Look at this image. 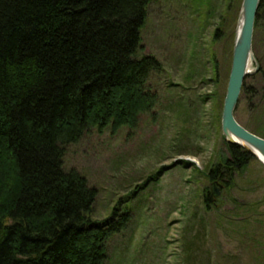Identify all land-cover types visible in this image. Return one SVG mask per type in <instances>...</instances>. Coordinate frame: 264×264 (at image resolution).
Masks as SVG:
<instances>
[{
  "label": "rangeland",
  "instance_id": "obj_1",
  "mask_svg": "<svg viewBox=\"0 0 264 264\" xmlns=\"http://www.w3.org/2000/svg\"><path fill=\"white\" fill-rule=\"evenodd\" d=\"M241 1L152 0L138 56L161 64L146 83L155 106L133 127L92 128L65 148L64 169L97 191L94 222L130 212L104 264H264V166L250 162L204 203L208 170L229 158L218 125ZM252 46L258 71L244 80L234 116L264 136L261 23Z\"/></svg>",
  "mask_w": 264,
  "mask_h": 264
},
{
  "label": "trees",
  "instance_id": "obj_2",
  "mask_svg": "<svg viewBox=\"0 0 264 264\" xmlns=\"http://www.w3.org/2000/svg\"><path fill=\"white\" fill-rule=\"evenodd\" d=\"M151 2L0 0V264H104L107 242L130 222L117 209L94 222L97 191L63 159L89 129L133 127L155 106L146 83L161 64L138 56ZM226 148L225 167L206 174L210 186L232 187L256 161Z\"/></svg>",
  "mask_w": 264,
  "mask_h": 264
},
{
  "label": "water",
  "instance_id": "obj_3",
  "mask_svg": "<svg viewBox=\"0 0 264 264\" xmlns=\"http://www.w3.org/2000/svg\"><path fill=\"white\" fill-rule=\"evenodd\" d=\"M259 3L260 0L241 1L220 125L227 144L242 148L264 166V139L242 127L234 116L244 80L258 71L252 45ZM252 65H255L254 71L251 69ZM220 192L213 183L209 195L211 203L218 199Z\"/></svg>",
  "mask_w": 264,
  "mask_h": 264
},
{
  "label": "flooded vegetation",
  "instance_id": "obj_4",
  "mask_svg": "<svg viewBox=\"0 0 264 264\" xmlns=\"http://www.w3.org/2000/svg\"><path fill=\"white\" fill-rule=\"evenodd\" d=\"M215 184V186L219 189H221V183H219L218 181L213 182Z\"/></svg>",
  "mask_w": 264,
  "mask_h": 264
}]
</instances>
